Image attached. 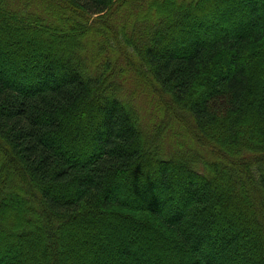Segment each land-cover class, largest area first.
<instances>
[{
  "label": "trees",
  "instance_id": "trees-1",
  "mask_svg": "<svg viewBox=\"0 0 264 264\" xmlns=\"http://www.w3.org/2000/svg\"><path fill=\"white\" fill-rule=\"evenodd\" d=\"M0 264H264V0H0Z\"/></svg>",
  "mask_w": 264,
  "mask_h": 264
},
{
  "label": "rangeland",
  "instance_id": "rangeland-1",
  "mask_svg": "<svg viewBox=\"0 0 264 264\" xmlns=\"http://www.w3.org/2000/svg\"><path fill=\"white\" fill-rule=\"evenodd\" d=\"M63 24V23H62ZM241 262H244V261H241Z\"/></svg>",
  "mask_w": 264,
  "mask_h": 264
}]
</instances>
